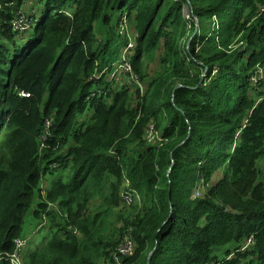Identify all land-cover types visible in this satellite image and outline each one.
Wrapping results in <instances>:
<instances>
[{"label":"trees","instance_id":"1","mask_svg":"<svg viewBox=\"0 0 264 264\" xmlns=\"http://www.w3.org/2000/svg\"><path fill=\"white\" fill-rule=\"evenodd\" d=\"M29 219L25 264H264V0H0V256Z\"/></svg>","mask_w":264,"mask_h":264},{"label":"rangeland","instance_id":"2","mask_svg":"<svg viewBox=\"0 0 264 264\" xmlns=\"http://www.w3.org/2000/svg\"><path fill=\"white\" fill-rule=\"evenodd\" d=\"M184 11H185L186 15L188 16V7L187 6L184 7ZM17 17H18V19H14L11 22V24L13 25L14 30L15 31H19L21 29H25L24 26H23V24H22V21L20 20L21 14L20 13L17 14ZM210 30H211L210 28L207 29V31H210ZM131 45H133V47H134L135 46L134 45V42H131V43L127 44L125 47L122 48V57L127 52L128 47H131ZM125 59L128 60L129 57H125ZM121 63H123V62L120 60V62H115V63L112 64L113 65L111 67V70L112 71L107 74V80L109 82H111V81H113V79H115V80L117 79L116 82H118V83H120V82H122V83L126 82V83H132V84L137 83V82L139 83V77H137V76H135L133 79L132 78H129V76L127 78H125V74L127 73V71H126L125 68H123L122 66H120ZM150 66L152 67L153 66V63H151ZM124 67H126V64H124ZM116 72H117V74L119 73V78L116 76ZM96 79H101V76H97ZM129 79H131V80H129ZM131 87L133 89V88H136L137 86L136 85H132ZM91 114H92V112H90L88 114V116L91 115ZM85 118H86V116H85ZM88 120H89V118H87L86 121H88ZM67 173H68V171H66V174ZM220 175H221V173H220ZM55 177H56L55 174L49 175L47 177V180L45 182V185L43 186V184H42V186L44 187V188H42V192H41V195L43 197L42 200H44L45 197H46L45 194L47 192V188H45V186H47L50 189L52 187L51 186L52 179H54ZM202 185L203 184L201 183L199 186H202ZM195 196L196 197H199L200 196L199 195V192H196L195 193ZM39 201H40V197L37 196L36 199H35V203H34L33 207H36L38 205ZM52 207H54V206H52ZM37 225H38V222L37 221H34L32 219H29L26 222V225L24 227L23 234L21 235V236H25V237L28 238V244H27L26 249H25V257H26V259H27L28 256L31 255V253L33 251L36 250L37 247H39L40 245H42V244L45 243V238H49L50 237V234L48 232H45V231H40V232L38 231V232H36ZM25 261L26 260L24 259V263H25Z\"/></svg>","mask_w":264,"mask_h":264},{"label":"built area","instance_id":"3","mask_svg":"<svg viewBox=\"0 0 264 264\" xmlns=\"http://www.w3.org/2000/svg\"><path fill=\"white\" fill-rule=\"evenodd\" d=\"M189 16V14H188ZM20 20L22 21V24L25 28V18L21 15V18ZM27 27V26H26ZM131 47H133V45H131ZM124 64H126V67H124ZM123 68L126 69L127 72H130L131 71V64L130 62L128 61H124L123 63H121V65ZM26 95V94H24ZM147 139L149 141H154V140H161L160 138V135H159V132L156 131L155 127L153 124H151L147 130ZM124 198L127 202H130L132 201L131 197L129 195H124ZM15 244H16V250L13 254L11 255H7V257H4V256H0V260L2 258H5V259H8L10 264H25L24 263V254H25V249H26V246L28 244V238L25 237V236H22L18 239H16L15 241ZM121 252L123 254H129V253H132L133 250H134V243L132 241H126L120 248Z\"/></svg>","mask_w":264,"mask_h":264},{"label":"crops","instance_id":"4","mask_svg":"<svg viewBox=\"0 0 264 264\" xmlns=\"http://www.w3.org/2000/svg\"><path fill=\"white\" fill-rule=\"evenodd\" d=\"M45 182H46V179L43 181V186L45 185ZM36 232H38V231L36 230ZM36 232H35V233H36Z\"/></svg>","mask_w":264,"mask_h":264}]
</instances>
